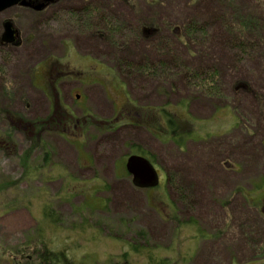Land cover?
Listing matches in <instances>:
<instances>
[{"label": "rangeland", "instance_id": "obj_1", "mask_svg": "<svg viewBox=\"0 0 264 264\" xmlns=\"http://www.w3.org/2000/svg\"><path fill=\"white\" fill-rule=\"evenodd\" d=\"M201 1L0 14V264H45L48 250L65 264H264V61L232 60L218 21L252 0ZM9 21L18 44L2 41ZM189 23L205 30L194 44L178 36ZM145 109L148 126L128 124ZM131 155L157 187L134 185Z\"/></svg>", "mask_w": 264, "mask_h": 264}, {"label": "trees", "instance_id": "obj_2", "mask_svg": "<svg viewBox=\"0 0 264 264\" xmlns=\"http://www.w3.org/2000/svg\"><path fill=\"white\" fill-rule=\"evenodd\" d=\"M245 1V0H244ZM203 2V0L201 1ZM247 8L243 9L240 6L239 7H228L223 10L224 13L218 15V21L220 23V29L221 33L223 31V39L221 40L222 45L226 46L227 48H231V58L232 60H239L240 63L248 62L249 59H255L257 62H263L264 61V0H252L250 1V4L246 6ZM245 11H251L250 15H243V12ZM221 12V10H220ZM245 14V13H244ZM249 16V17H246ZM216 17V16H215ZM212 18V20H216V18ZM187 26L186 30L179 34L178 36L186 38V42L188 44H194L196 43L197 39L195 38V34H197L198 31L205 32V30H200L199 25L200 24H191ZM138 27V24H137ZM158 30L157 34H154V36H157L160 34V29H155L154 31ZM148 29L144 28L143 33L147 32ZM146 35V34H145ZM152 36V35H151ZM150 36V37H151ZM147 37V35L145 36ZM149 37V36H148ZM149 37V38H150ZM153 37V36H152ZM199 37V36H198ZM145 39V38H144ZM149 40V39H146ZM213 41V40H212ZM238 50V52H236ZM130 70V69H129ZM133 71V70H131ZM135 72V71H134ZM133 74V73H132ZM208 74V73H207ZM203 75L202 71H198L194 74H189L188 78L191 80L192 78H195V76ZM206 75V74H204ZM199 77V76H198ZM196 77V78H198ZM201 77V76H200ZM217 76L213 75L211 72L208 76H205L204 78H201L202 82V88H213L214 83L218 80L216 78ZM245 81V80H244ZM219 81H217L218 84ZM242 81H238L234 84L235 88H240V85H244L240 83ZM248 83V82H247ZM249 84V83H248ZM249 92H252L249 90ZM67 111V110H66ZM165 111V110H163ZM154 114V113H153ZM129 119L128 124L135 126L138 125L140 127L148 126L147 123H149V118H151L150 114L146 109L145 111H135V112H128ZM156 115V114H154ZM66 120L67 122H70L72 117L71 113L65 112ZM150 116V117H149ZM163 116L168 121V124H170V133L174 137L176 143H179V145H182V141L185 139V136L181 134L183 130H181V126L178 125V119L177 114L170 113L169 111L166 112V114H163ZM24 121L28 127H31V129L36 130L37 128H43L44 122H30L29 119H24L21 117H18ZM136 121V122H135ZM127 124V123H126ZM143 125V126H141ZM25 126V125H24ZM12 128V127H11ZM114 130L118 129L117 127H111ZM13 129V128H12ZM110 132V131H108ZM8 140L12 142L13 137L15 135V131L9 130L8 131ZM9 142V141H8ZM6 143V142H4ZM13 143V142H12ZM7 144V143H6ZM10 143L7 144V149H10ZM6 148V147H5ZM16 148L14 152H16ZM136 152H139L143 155V152L140 150H136ZM17 156L18 154L14 153V156ZM48 156V154H46ZM138 187V186H137ZM100 205V204H99ZM49 253L46 255V259L48 262L45 261V264H65L63 259L66 257L64 253L59 254L55 253L54 250H48ZM61 256V257H60ZM42 257V256H41Z\"/></svg>", "mask_w": 264, "mask_h": 264}, {"label": "water", "instance_id": "obj_3", "mask_svg": "<svg viewBox=\"0 0 264 264\" xmlns=\"http://www.w3.org/2000/svg\"><path fill=\"white\" fill-rule=\"evenodd\" d=\"M24 0H0V14L23 3ZM5 34L2 41L6 44H18L20 33L11 21L5 23ZM126 170L132 175L134 185L143 189L155 188L159 185V175L153 163L140 155H131L127 158Z\"/></svg>", "mask_w": 264, "mask_h": 264}, {"label": "flooded vegetation", "instance_id": "obj_4", "mask_svg": "<svg viewBox=\"0 0 264 264\" xmlns=\"http://www.w3.org/2000/svg\"><path fill=\"white\" fill-rule=\"evenodd\" d=\"M25 1H27V3H25ZM74 1H76L78 3V0H74ZM81 1H82V4L95 2V0H81ZM63 2H64V4H63ZM69 2H70V0H24L23 3H21L20 5H23L24 7L28 8L29 10H31V9L43 10L45 13H49V17H52L53 14L57 13V11L58 12L62 11L61 10L62 8H60L61 6L64 7V9L67 11L72 10L75 12V10H76L75 7H77L78 4L77 3L70 4ZM25 4H26V6H25ZM20 5L15 6V7H19ZM69 15H67V17H70ZM73 17H74V15H73ZM74 18L76 19V17H74Z\"/></svg>", "mask_w": 264, "mask_h": 264}]
</instances>
